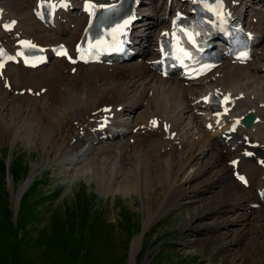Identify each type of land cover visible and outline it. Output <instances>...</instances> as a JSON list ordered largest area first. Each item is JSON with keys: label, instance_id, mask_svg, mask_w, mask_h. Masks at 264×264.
Masks as SVG:
<instances>
[{"label": "rangeland", "instance_id": "1", "mask_svg": "<svg viewBox=\"0 0 264 264\" xmlns=\"http://www.w3.org/2000/svg\"><path fill=\"white\" fill-rule=\"evenodd\" d=\"M160 1L146 0L147 3H143L142 7L147 8L149 2L158 7ZM256 7L260 8L261 3ZM261 12L262 10L258 9L257 16H260ZM70 18H73L71 14ZM79 19L76 18L74 22L78 23ZM71 22L73 21L70 19ZM75 31L76 28L64 37L65 41L71 39ZM262 47L264 49V40ZM263 63L264 54L257 64L252 63L250 67H245L244 69L252 74L244 77L246 78H243L244 81L256 84L260 80L264 81V74L261 75L259 70L253 69L254 66L258 67ZM128 67L131 66H126ZM89 76L82 75V79L72 83L82 84L86 82L83 78L88 79ZM111 79L98 78L99 87L105 89L111 82L119 83L118 79L113 81ZM128 79L122 84L130 91L127 92L128 97L140 93L144 86L154 87L155 84L161 83L157 77L150 80L142 77L135 78L134 81ZM237 84L240 83L234 86L236 90L239 88ZM77 89L72 86V90L77 92ZM59 90L63 91V88L60 87ZM50 95L51 93L38 98L26 97L14 95L0 87V264H264L262 254L260 258L255 259L256 261L251 260L249 236L237 243L232 242L239 232L248 228L249 223L243 227L241 222V225L232 223L227 227L223 226L217 231L218 238L211 239L215 235L211 229H216L213 225L216 218L219 222L225 218L233 220L243 212L250 214V210L248 212L238 209L226 213L224 218L221 217L223 215L216 214V218L205 216L202 220L196 219L194 223L190 221L198 209L202 211L207 206L206 202H212L217 198L215 186L202 192L204 188L201 185L200 192L194 197L193 193L190 194L191 197L182 196L177 199L178 202L166 208L165 200L162 199L163 184L160 183L159 177L154 173L156 177L153 180L151 172L141 170L142 160L137 161L139 154L146 155L149 152L148 146H141L137 138V142L135 140V144H131L134 149L129 148L125 152L128 155L126 160L121 156L120 146L127 140L96 145L82 140L74 147L70 144L71 147L62 154L55 153L50 145H44L41 134L35 132V126H31L33 129L29 126L30 131L26 124L31 121L35 125V118H32V115L37 118L42 116L45 110H41V107L46 102L49 104L54 101L50 99L54 93ZM82 96H85V91L82 92ZM189 104L171 111L170 114L173 117L184 115L176 130L178 129L179 134L183 131L188 132L190 138L193 134L189 130L190 126H193L190 116L193 117V114L186 108ZM27 105L30 108H27ZM51 106L57 107L53 103ZM58 106V109L62 108L61 105ZM143 106L145 105L137 112L144 110ZM35 108L38 111H33ZM135 114L131 115L132 118ZM127 116H121L120 119L126 120ZM47 123L52 125V120L48 117ZM65 131L67 132L66 127ZM66 132L57 135L65 137ZM262 132L264 134V131ZM155 135H148L149 138L146 136L145 139L150 143L154 142L153 148L156 149L151 148L155 151L154 154L160 153L159 159L167 163L169 155L167 153L172 152L174 148L173 146L165 148L161 142L167 140L161 134L158 135L160 140L153 139ZM198 136L201 139L196 140L197 144H188L180 152L182 163L178 166L180 168L178 176L172 181L174 188L190 187L191 190L193 186L202 182L201 180L206 179L203 177L204 179H199V182H190L199 171L198 168L205 163V160L202 158L198 160L196 157L199 152L205 150L209 137L206 139L203 134ZM60 143L66 146L67 141ZM137 145L142 149L137 148ZM105 146L107 148L112 146L113 152L109 155L95 153ZM87 149L90 154L82 155ZM95 154H98L97 160L93 158ZM79 156L82 161L69 162ZM82 166L86 167L85 170H82ZM78 168L80 169L77 170ZM130 174L131 181L128 183L134 187L133 190L130 193L119 191L118 188L126 182L123 180ZM25 183L27 186L23 189ZM248 251L251 253L248 254Z\"/></svg>", "mask_w": 264, "mask_h": 264}, {"label": "bare ground", "instance_id": "2", "mask_svg": "<svg viewBox=\"0 0 264 264\" xmlns=\"http://www.w3.org/2000/svg\"><path fill=\"white\" fill-rule=\"evenodd\" d=\"M73 1L76 2V0H73ZM230 1L232 0H229V2ZM242 1H244V4H246V3H253L254 0H242ZM33 2L34 0H0V4H2L7 10V16H16L19 19V27H21L24 30L25 34L34 36L39 41H41L43 44H47L50 42H60V41L67 42L65 41L64 37H61V36L51 37L47 33V30H45L39 24V22H37L31 16L30 8L34 6ZM155 9L156 7L154 6L153 10ZM153 10H150V11H153ZM63 17H70V14L61 15V18ZM32 19H34V21H32ZM69 23H70V19L67 20V24ZM83 23H80L79 21L77 27H75L76 31L73 35L74 40L77 38L76 32L78 31V34H79V31L81 27L83 26ZM146 23L148 24L147 27H154V23L152 20H148ZM61 30H63V33L68 32L67 27ZM144 51H147V50H144ZM46 66L38 67L35 70H24L21 67H17V70L13 73L12 68L14 66L11 65L10 67H8V72L9 74H11L10 80L12 82V86L19 85V87H14V89H20L24 86L25 87L38 86L37 90H39L40 87L48 86L47 91L54 92V95L50 99L51 100L54 99V101L51 103H53V105L54 104L57 105V107L52 108L53 106H51V104H46L47 102L42 107L38 106V107H41V110L42 109L45 110L42 116H39L37 118L36 116L32 115V118L33 117L35 118V120L33 119L35 121V125H33L34 122H31V121L27 122L26 125L28 126V129L30 131H31L30 128H32L31 126L33 127L35 126L34 127L36 129L35 132L38 131L37 132L39 133L38 135L41 134V137L44 140L43 144L46 146L50 145L53 148V151L59 154H62L64 150L69 149L71 147L70 144L74 147L78 143H80V141L83 139V137L78 136L74 132L76 128H78V130L83 129L85 132H88V133H93V132H90L89 129L92 126L96 125L99 115H103V113L99 112V114H93L92 111L97 110L98 108H102L103 106H108V105H112L111 111H116V106L122 105V108H123L122 112H125L124 113L125 115L126 114L134 115L137 112V109L143 105V101H144L145 106L143 107L146 109L145 112H143L142 114H139L137 116V119H135L134 121L131 120L129 124H127L128 127L133 126L132 122H134V124H142V123L146 124L149 119H152L153 117H158L161 119V126L165 122L171 124V128L169 130L170 132L172 130H176V128L182 121V118L184 117L183 114L180 115L179 117H173L170 114V112L175 111L182 106L184 107L185 105H187V103L189 104L193 102L196 98L202 96L205 91L214 87V88L224 90L226 92H230L233 95L235 99V103L239 107H241V112L238 113L237 115H242L245 112H251L255 116L256 115L261 116V120L264 118V108L260 106V104L264 102V81L260 80L258 84H256L255 82H248V81L247 82L244 81L242 83L241 81L243 80V78L248 76V73L244 71V68L242 66H239L237 68H232V69L228 68V66H225L222 69L216 71L214 74H212V76H210V79L212 80V82L205 84L203 80L206 81L205 79L207 78H204L203 80H201V83L191 88H186L180 85L179 83H176V81L174 82L176 84H173L171 82H165L163 79L159 78L161 83L155 84L154 87L153 85H151L148 88L147 86H144L143 90L140 93L138 92V94L136 93V95L133 94L134 96L130 95L131 97H128V94H127V92L129 91L127 90L128 87L125 88L122 84L126 83L127 78H129L128 80L130 81H134L135 78H138V76L140 75L139 72L142 73V69H144V71L146 72L147 69L145 66H140L139 68L131 66V67H128L127 70H125L124 74L122 70L120 76H119V73L113 74L114 76H110L107 72L103 70L102 66L95 65V64L90 65V68H94L93 74H91L93 76L91 77V75L88 74L90 76L88 77V79L87 77H84L83 80L86 82H82V84L80 82H76L75 85L78 89L72 83V81H76L78 79H72V78L69 79L63 76L62 74L63 67L53 65L50 69H48L49 68L48 67L47 70H45L44 72L39 71L37 73L38 69L46 68ZM220 74L221 76H219ZM249 75H250V72H249ZM100 76L102 77L103 80L104 79L109 80L110 78H112L111 80L113 81L114 79L115 80L118 79L117 81L120 84L111 82L110 86H107L105 89H103L102 86L99 87V84L97 82L98 77ZM65 81L67 83H65ZM87 81H90L91 83L88 84ZM236 83H240V84H237L239 85L238 86L239 88H237V90L234 87ZM152 84H153V81H152ZM61 85L67 86L66 88H63L64 92L59 90ZM89 85H91V87ZM72 86L74 87V89H77V92L72 90ZM151 88L154 90L152 91ZM84 91H85V96H82V92ZM240 94H243V96L245 95V98L244 97L239 98ZM56 100L57 102L55 103ZM110 100H113V102L106 103L107 101H110ZM58 105H61L62 108L58 109L59 107ZM189 106H187L186 108H189ZM26 107L30 108L29 105H27ZM193 107L199 108L200 104H195ZM34 110L38 111V109L36 108L33 109V111ZM37 113L39 114L40 112H37ZM116 113L120 114L119 112H116ZM47 117L49 120H52V125H48ZM194 117H195L194 115L193 117L190 116V118H194ZM75 122L77 126L73 125V123ZM118 123L120 122L117 120V124ZM27 126L25 127L27 128ZM65 127L67 129V132L65 131L67 135L65 137L57 135V133L61 135L65 133L64 132ZM250 127L252 129V126ZM253 127L258 128V124H254ZM158 129L162 137L165 140H167L165 142H167V144L172 147V144L175 143V141L177 140L166 139L165 132L161 128H158ZM251 129L248 132H246V134H254V136L257 139H260L264 143V136H259L256 133H252ZM100 133H102V131L97 132V134H100ZM155 134H157V130L156 131L149 130L144 134L145 136L133 135L132 137L135 138L136 142L138 139V143H140L141 146L143 147L148 146L147 152L148 150L149 152L146 153V155L139 154L137 156V161L142 160L141 161L142 163H140L141 170H148L149 172H151L150 174L152 176V179L156 177L155 174L157 175V177H159L160 183L163 184L162 190H164V193H163L162 199L165 200L166 208L168 205H174L176 202H178L177 199L181 198L182 196L188 195V197H191L190 194L193 193L192 196L194 197L196 193L200 192L201 185L204 188L202 192L208 190L212 186L213 187L215 186L217 189L216 190L217 198L213 200L212 202H206V204L207 203L208 204L207 206H205V208L202 211H200V209L198 210L196 209L197 211L195 212V214L191 216L190 221L194 223L196 219L202 220L205 216H212L213 218H216L217 217L216 214L223 215L221 217L224 218V215L226 213L235 212L238 209H242L243 211L250 210L251 212L250 214L249 213L245 214L243 212L241 215H238V217L233 220L225 218V220L223 219L219 222V220L216 218L213 223L214 228L216 229L215 230L211 229L212 233L214 232L213 235L214 234L215 235L212 236L211 239L213 240L215 238H218L219 234L216 235L218 233L217 231L219 230V228H222L223 226L227 227L228 225L232 223H239L241 225L242 223V227H243V225H246L247 223H249L247 225L248 228L243 229L241 232H239L240 234L236 235V237L232 240V242L237 243L241 241L242 239H244V237L249 236L250 242L248 243H249V247L252 253L249 252L250 251L249 250L248 254L251 253L250 255V257H252L251 260L260 258V256L262 255L264 256V205H262L259 209L250 208L248 201H255L256 199L254 195L251 192L244 193L243 191L244 188H242L236 181H234L231 178L229 167L227 166L226 161H225V159H227L226 155L229 154V147L221 146L217 141L211 138L210 134H208L209 139L207 140V143L205 145L206 146L205 150H203L202 152H199L200 154H198V156L196 157L198 160L202 158L203 160H205V163H202L201 167L198 168L199 171L194 175L193 179L190 182H193V181L199 182V179H202L203 177H206V179L203 178L204 180H201L202 182H199L197 185L193 186L191 190H190V187L179 189V188L173 187L174 182L172 183V181L178 176V173L180 171V168H178V166H180L182 163L180 162L181 160L180 152L183 151L186 145L195 144L196 140L198 139V136H196L195 133H193L190 135V138H189L188 132L186 133L183 131L182 134L180 133L179 141H178L180 145L174 150H172V152L167 153L169 155H168V159L166 163L159 159L161 157L159 155L160 153L158 154L156 153L157 155L154 154L155 151L153 150L156 149V148H153L155 147L154 142L150 143L148 142V139H145L146 136L155 135ZM138 137L141 139H139ZM239 138H240V135H237L234 141L236 142ZM74 139H75V142H73ZM97 140L101 141L99 140V138H97ZM60 141H67L66 146L62 145ZM167 144L161 142V145H163L164 147L168 146ZM140 145H137V148L140 149L141 148ZM108 147L112 149L107 148L105 146V148L102 147L103 149H100L98 152H95V153H101V154L103 153V154L109 155L113 152L114 148L112 146H108ZM129 148H133V147L131 144L129 143L127 144V141L126 143H121V146H120V149L122 152L121 156H123L125 160L127 159L126 157L128 156L127 153L125 152ZM151 148H153V150ZM87 150L84 151L82 155L84 154L87 155V153H89V150L88 151ZM139 152L141 153L142 151L140 150ZM136 154H138V152ZM262 154H264V150ZM97 155L95 154L93 158L96 159ZM142 157L144 160L142 159ZM80 160L82 161L81 157L79 156L77 158L70 160L69 162L77 163ZM95 163L98 164V162H95ZM183 163H185V161ZM160 164H161V169H159ZM242 165H243V168L249 174V176L253 177V175L256 172V169L253 167V165L248 161L243 162ZM85 168H86L85 166H82V170H85ZM79 169L80 168H78L77 170ZM130 177H131V174L128 175L125 180H123L126 182H124V184H122L118 188L119 191L130 193L131 190H133L134 187L128 183L129 181H131ZM26 186H27V183L23 185V189ZM223 246L225 247V245Z\"/></svg>", "mask_w": 264, "mask_h": 264}, {"label": "snow or ice", "instance_id": "3", "mask_svg": "<svg viewBox=\"0 0 264 264\" xmlns=\"http://www.w3.org/2000/svg\"><path fill=\"white\" fill-rule=\"evenodd\" d=\"M155 123V122H154ZM241 180H243L244 178L243 177H240Z\"/></svg>", "mask_w": 264, "mask_h": 264}]
</instances>
